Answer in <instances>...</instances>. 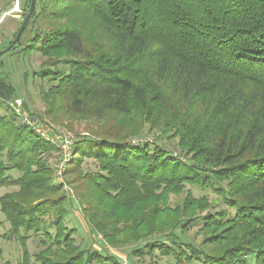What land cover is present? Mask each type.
Instances as JSON below:
<instances>
[{
  "label": "trees",
  "instance_id": "obj_1",
  "mask_svg": "<svg viewBox=\"0 0 264 264\" xmlns=\"http://www.w3.org/2000/svg\"><path fill=\"white\" fill-rule=\"evenodd\" d=\"M24 35L44 57L34 73L44 114L78 137L59 183L57 149L6 105L18 93L0 72V189L18 188L0 205L18 264H121L78 242L66 183L107 246H134L150 264H264V0H36L13 48ZM146 131L178 140L190 162L144 141ZM87 157L96 171L83 169ZM197 225L192 242L176 234ZM160 235L171 240L138 247ZM32 236L43 246L34 255Z\"/></svg>",
  "mask_w": 264,
  "mask_h": 264
},
{
  "label": "rangeland",
  "instance_id": "obj_2",
  "mask_svg": "<svg viewBox=\"0 0 264 264\" xmlns=\"http://www.w3.org/2000/svg\"><path fill=\"white\" fill-rule=\"evenodd\" d=\"M28 0H0V22L3 17L7 16L6 20L2 25H0V50L7 48L10 45V40L12 39L14 33L20 28L23 17L21 10L27 6ZM19 5L18 10L13 11ZM28 36L24 35L21 40L20 45L7 52L6 54L0 55V72L6 76L9 81L16 88L18 97L13 100H4L7 106H9L14 112V114L19 118L18 120L26 124L30 129L34 131L32 126L42 125L49 126L48 128L55 130L56 133L60 134L62 137H78L75 132L68 130L65 124H58L50 121V119L44 114L46 109V104L41 98L40 85L41 81L34 77V73L37 72L44 61V57L38 51L26 50L28 45ZM21 101L20 104L17 102ZM24 102H27L28 107L26 108ZM5 113V112H3ZM85 124H78L77 129H79L81 134H84ZM51 133H49L50 135ZM158 132H145L144 141H151L153 146L156 144L164 145L165 148L171 153L175 158H178L183 163H189V157L184 155L178 147V140L168 139L161 136H156ZM37 135V134H36ZM40 137L39 135H37ZM41 138V137H40ZM43 139V138H41ZM45 140V139H43ZM57 149L56 158L50 160V164L54 167L55 176L57 182L63 183L65 180L64 171L68 164H70L74 159V152L69 157L68 162H66L63 174L61 176L57 175V171L62 165V150L56 145L47 140ZM83 169L85 171H96L98 169L97 162L93 158H85L83 163ZM14 177H19L20 173L17 171L12 172ZM67 193L73 199L70 210L71 214L68 217L69 226L77 229V240L79 243H83L85 247H89L94 250H106L111 255L115 256L121 264H150L151 258L149 256H144L140 258L138 256H133L131 252L134 246L121 247L120 249H114L102 239L99 235L94 233L91 229L90 224L87 222L82 214L80 205L77 201V197L72 190V188L66 183L64 186ZM17 187H4L0 189V197L4 194L17 190ZM186 190L191 192L195 197H208L213 203H217V195L211 191H203L196 186L186 185ZM172 203L175 201H181L183 196L171 197ZM227 209L231 212L232 216L235 210L230 209L227 205L221 201L218 209ZM200 225L194 226L190 231V237L186 238L181 235L180 230H176V234L181 238L182 241L192 242V238L198 237L197 232L199 231ZM10 230V223L7 221L6 216L1 211L0 205V250L2 254L0 255V264L5 262H10L11 264H18L23 260V249L18 241H11L6 237ZM170 236L160 235L150 238L141 242L138 247H143L148 241H170ZM137 247V246H136ZM29 251L32 255L43 249L40 244V239L32 236L28 243ZM159 259V264H175V259L172 257H161ZM32 264H37L35 259L32 258ZM193 264H199L194 262Z\"/></svg>",
  "mask_w": 264,
  "mask_h": 264
},
{
  "label": "built area",
  "instance_id": "obj_3",
  "mask_svg": "<svg viewBox=\"0 0 264 264\" xmlns=\"http://www.w3.org/2000/svg\"><path fill=\"white\" fill-rule=\"evenodd\" d=\"M19 5H16L15 9L13 11L18 10ZM17 102V101H16ZM19 102V101H18ZM17 102V103H18ZM21 102V101H20ZM20 102L18 104H20ZM49 126L45 127L42 125H34L32 128H34L35 134L39 135L41 138L56 144L63 152L62 156V165L60 166V169L57 171V175L61 176L63 174L66 162H68L69 157L73 154V146L75 143L76 138L75 137H62L60 134L56 133L55 130L48 128ZM49 133H51L49 135ZM134 143H138V141H135ZM99 238L102 239V235H99Z\"/></svg>",
  "mask_w": 264,
  "mask_h": 264
},
{
  "label": "water",
  "instance_id": "obj_4",
  "mask_svg": "<svg viewBox=\"0 0 264 264\" xmlns=\"http://www.w3.org/2000/svg\"><path fill=\"white\" fill-rule=\"evenodd\" d=\"M36 7V0H30V4L29 7L25 13V16L22 20V23L20 25V28L15 36V38L13 39L12 43L5 49L0 50V55L6 54L7 52H9L20 40L21 36L23 35L25 29L27 28V25L32 17V14L34 13Z\"/></svg>",
  "mask_w": 264,
  "mask_h": 264
}]
</instances>
